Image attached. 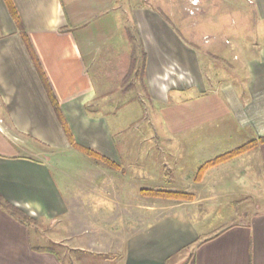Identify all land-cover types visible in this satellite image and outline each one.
Masks as SVG:
<instances>
[{"label": "crops", "instance_id": "1", "mask_svg": "<svg viewBox=\"0 0 264 264\" xmlns=\"http://www.w3.org/2000/svg\"><path fill=\"white\" fill-rule=\"evenodd\" d=\"M11 2L19 22L0 0V136L11 150L0 154V195L34 222L0 209V264H87L86 255L77 262L75 252L92 253L96 264H264V205L242 210L251 195L221 187L222 180L242 175L247 163L258 166L264 185V144L195 183L205 163L264 137V47L244 62L250 95L243 101L231 83L211 92L203 76L188 77L197 65L194 48H178L161 18L139 13L133 20L141 43L140 78L130 61L126 73L108 71L123 68L118 54L128 42L94 31L76 7L69 13L64 0ZM257 9L262 22L264 0H257ZM77 160L88 170L81 175L90 184L88 200L55 178L54 170L63 172L54 165ZM172 182H194L182 192L194 194L195 201L163 203L141 194L175 191ZM163 209L170 212L145 223L147 211ZM76 213L100 214L101 220L78 232L85 224L65 221ZM110 213L117 219L101 224ZM130 213L138 214L136 221ZM32 225L56 229L57 243L68 249L34 247Z\"/></svg>", "mask_w": 264, "mask_h": 264}, {"label": "rangeland", "instance_id": "2", "mask_svg": "<svg viewBox=\"0 0 264 264\" xmlns=\"http://www.w3.org/2000/svg\"><path fill=\"white\" fill-rule=\"evenodd\" d=\"M193 1L194 0H64V3L69 13L73 7L79 9L88 22L94 26V31L102 35L101 29H104L107 35H113V40L118 39L117 41L124 40V42H128L125 43L126 45L128 44V47H126L128 50H124L123 53L120 52L118 54L123 61V63L120 62L118 65L123 68H119L118 70L113 68L108 70L109 72L116 74H119V72L120 74L121 72L126 73L127 69L124 67H126L127 62L130 61L129 66L131 69L134 67V71H136L141 78V59L136 55V48H140L139 45L141 43L133 23L135 17L141 13L142 15L144 14L154 19L161 18L163 22L171 28L173 34L176 35L178 39V48H194L197 56V65L194 70L191 68L188 77L194 76V78H197L199 75L203 76L204 80L209 82L208 89L211 92L218 91L224 82L231 83L236 88L238 96L243 101L247 100L250 95L247 87L249 76L244 62L247 58L255 54V49L259 51L260 48L264 47V21L261 22L259 20L257 0H197L198 3L196 6L193 5ZM119 20H122V22H119ZM158 33L164 36L162 31L159 30ZM128 38H130L131 41H129ZM208 41H210V44L206 45ZM109 44L110 43H108L106 47L109 48ZM181 45L183 47H180ZM208 48H219L220 53L211 54ZM134 55H136V57L135 60L132 61ZM132 83L133 79L130 81V84ZM144 122L145 121L139 124L138 127L144 126ZM132 131L133 129L130 133H132ZM125 135L121 136L125 137ZM248 141L250 142L251 140ZM8 146L6 140L0 136V154L10 153L11 150ZM81 161L82 160H77L76 164L54 165L55 168L63 172L58 176V172L54 170L55 178L57 181L61 180L62 183L65 184L66 190L70 191L76 198L88 200L87 197L90 196V189H88L90 184L81 177V175L85 172L87 173L88 170L85 163ZM244 171L245 172L242 171V175L236 173L235 178L232 180H222V189L244 191L251 195L245 198L239 206L242 210L249 207L251 208L252 206L264 205V185L261 180L258 166L253 163L252 167H250V164L247 163ZM195 183L198 182L195 181ZM193 184L194 182H172V189H175V191L171 192H182ZM140 198H142L141 195ZM146 198L147 200L156 199ZM195 199L196 197L194 195L193 201H195ZM166 201L178 203L193 202L171 199H162L160 202L164 203ZM222 207L220 211H222ZM168 212H170L168 209L154 212L147 211L145 213V223L148 224L155 218L160 215H166ZM130 214V219L136 221L138 214ZM97 215L96 217V214L90 213L70 214L65 221L69 223L74 220L76 223L85 224V226L80 225V229H78L79 232L88 229L86 226L90 220H101V217H99L100 214ZM124 215L126 214H123V216ZM115 216V213L103 214L105 219L102 217L103 221L101 224L112 223L117 219ZM42 227L43 228L36 229L37 232L33 225L31 227L32 244L34 247L55 252L68 249L67 247H63V244L57 243L55 239L57 237L53 234L56 233V229H52L48 225ZM72 231L74 230L70 229V232ZM132 231L131 229L130 232ZM82 236L88 237V235ZM86 249L90 250L89 248ZM73 255L76 257L75 260H77V262L80 261L82 255H86L83 258L87 259V262L84 260L87 264H96L97 261V259H93L94 255L90 252L86 254L75 252Z\"/></svg>", "mask_w": 264, "mask_h": 264}, {"label": "trees", "instance_id": "3", "mask_svg": "<svg viewBox=\"0 0 264 264\" xmlns=\"http://www.w3.org/2000/svg\"><path fill=\"white\" fill-rule=\"evenodd\" d=\"M8 8L11 11L12 16L17 20V22H19L16 10L13 7V4L11 2V0H5ZM23 37L25 39V42L27 44V47L29 49V51L31 52V54L33 55V50L30 46V43L26 37V35L23 33ZM35 64L37 65V68L39 70V73L41 75V78L43 79L45 86L47 87L49 96L51 98V102L52 105L54 107V110L58 116L59 121L61 122L63 128L65 129L71 143L73 142L72 136L69 132L68 126L65 122L64 116L60 110L59 104L56 101V98L54 97L50 87L47 84V80L45 78L44 73L42 72V70L40 69L39 65H38V60L36 58L35 55H33ZM264 144V137L259 138L257 140H253L250 141L249 143H246L242 146H239L225 154H222L216 158H214L211 161H208L207 163H205L198 171V174L196 176L195 181L196 182H201L205 176V174L207 173V171L211 168L217 167L219 165H222L224 163H227L228 161L235 159L239 156L245 155L247 153L252 152L253 150L257 149L259 147V145ZM83 152H85V154H87L88 156L91 157H96V158H102L101 156H99L98 154H96L95 152L88 150V149H82ZM105 159V158H102ZM141 194L145 197H149V198H156V199H171V200H176V201H185V202H189V201H193L194 200V195L190 194V193H183V192H171V191H165V190H149V189H145L141 191ZM0 209L12 214L14 217L18 218L19 220H21L23 223L26 224H31L34 221L29 218L28 216H26L21 210L15 208L14 206L4 202L3 198L0 195Z\"/></svg>", "mask_w": 264, "mask_h": 264}, {"label": "built area", "instance_id": "4", "mask_svg": "<svg viewBox=\"0 0 264 264\" xmlns=\"http://www.w3.org/2000/svg\"><path fill=\"white\" fill-rule=\"evenodd\" d=\"M197 3H198V1H197V0H194V1H193V5H194V6H196V5H197Z\"/></svg>", "mask_w": 264, "mask_h": 264}]
</instances>
